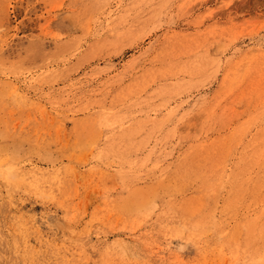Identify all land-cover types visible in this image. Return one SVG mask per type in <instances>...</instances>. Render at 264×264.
Returning a JSON list of instances; mask_svg holds the SVG:
<instances>
[{
  "label": "rangeland",
  "instance_id": "rangeland-1",
  "mask_svg": "<svg viewBox=\"0 0 264 264\" xmlns=\"http://www.w3.org/2000/svg\"><path fill=\"white\" fill-rule=\"evenodd\" d=\"M263 163L264 0H0V264H264Z\"/></svg>",
  "mask_w": 264,
  "mask_h": 264
},
{
  "label": "bare ground",
  "instance_id": "bare-ground-1",
  "mask_svg": "<svg viewBox=\"0 0 264 264\" xmlns=\"http://www.w3.org/2000/svg\"><path fill=\"white\" fill-rule=\"evenodd\" d=\"M189 153L191 154L194 152L191 151ZM206 161L207 162H204L201 160H189L188 158H186V159H180L178 161L176 160V162L169 164V165L168 164L164 165V164L158 163V161H155L153 162L154 169L156 171L155 176H190L192 179L198 178V179L205 180L207 181L205 185L207 189L211 192V193L209 192V196L215 194L212 191L213 186L211 185H216V183H220L224 187L226 186V184L227 185L230 184L231 186H233L235 183V179H237L238 177H245V175H243L239 171V168L241 166L240 167L234 166L235 167L234 169L229 168L227 167V164L225 163V161H222L218 157L210 156L208 159H206ZM259 169L261 170L259 171L258 174H256L255 176H247L245 180L253 179L254 177L255 178L253 180L257 179V177H264V163L261 166H259ZM130 175L134 176V173L130 172ZM135 176H137V174ZM216 178H219V179H216ZM214 201H215L214 203L216 204L217 202L216 198ZM214 203L212 204L210 201H208V203H205V206H203L204 204L202 203L199 206L193 208L192 210H189L191 212L189 213L191 216L187 217L186 228L190 230V232L192 233V236L203 237L208 230H213L214 233H217V231H219L223 223L229 222L231 218H234L236 221L239 220V217H238L239 211L233 209L234 207L228 204H225V207H224L225 209L220 210V208L217 207L218 204L215 206ZM262 217H264V214L262 215L260 214L258 217L251 216L250 218L244 219V221L249 220V222L252 221L253 223L262 222L261 221V219H263Z\"/></svg>",
  "mask_w": 264,
  "mask_h": 264
}]
</instances>
